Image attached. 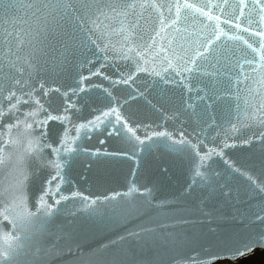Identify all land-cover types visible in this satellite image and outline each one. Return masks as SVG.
Listing matches in <instances>:
<instances>
[{"label":"snow or ice","instance_id":"obj_1","mask_svg":"<svg viewBox=\"0 0 264 264\" xmlns=\"http://www.w3.org/2000/svg\"><path fill=\"white\" fill-rule=\"evenodd\" d=\"M224 4L233 12L222 19L213 9L223 13L224 8L211 0L201 5L189 0H0V264H20L21 257L39 258L41 253L49 264H60L65 257L78 264L82 245L62 226L50 228L65 203L78 199L83 209L95 213L101 200L151 196L150 188L135 183L126 193L103 197L79 190L65 193L62 186L71 183V167L81 156L131 154L135 159L137 152L164 141L170 151L190 156L196 176L209 180L201 170L204 162L224 156V149L239 142L227 135L229 130L256 128L242 143L258 140L264 145V0ZM196 17L204 21L194 38L188 23ZM225 37L247 46L235 67L217 49ZM74 68V83L60 84ZM93 76H102L109 87L93 85ZM120 86L131 88L126 98L110 90ZM90 88L105 94L108 103L102 109L92 106ZM151 89L161 94L168 89L174 97L171 111L163 105L157 109L162 123L155 127L131 121L123 112L129 101L147 99ZM188 117L202 122L198 132L181 128L177 138L168 130L170 120ZM141 127L143 137L138 134ZM100 132L122 137L130 151L84 146L85 139ZM211 132L225 133L222 146L209 141ZM241 174L251 182L250 194L262 200L255 221L264 225V179ZM239 231L221 239L219 251L178 264H235L257 248L264 250V229L241 241ZM49 237L54 242L47 243Z\"/></svg>","mask_w":264,"mask_h":264},{"label":"water","instance_id":"obj_2","mask_svg":"<svg viewBox=\"0 0 264 264\" xmlns=\"http://www.w3.org/2000/svg\"><path fill=\"white\" fill-rule=\"evenodd\" d=\"M189 2L201 5L209 3V0ZM211 2L224 8L223 13L220 8L213 9L214 14L221 15L222 19L225 14L233 12V8L225 5L224 0ZM236 3L238 0H228V5ZM203 21V17L189 20L188 28L194 38L203 31ZM222 26L235 31L230 26ZM236 34L253 42L259 40L249 33ZM246 48L242 40L225 37L222 43L217 42L218 51L223 50L234 67L236 60L240 59L241 50ZM247 51L251 52L250 49ZM244 68L247 70L248 66ZM77 71L78 68H74L59 83L65 86L73 84ZM236 71L240 69L236 68ZM90 80L93 85L109 87V82L102 76H93ZM110 90L118 97L126 98L131 88L120 86ZM150 91L147 99L137 98L125 104L123 112L131 121L155 127V124L162 123L157 109L163 105L166 111H171L174 97L168 89L164 94L159 89ZM88 99L94 102V108L102 109L108 103L99 88H90ZM201 126L202 122L194 117L183 121L170 120L167 125L177 138L181 128L187 132L195 128L198 132ZM255 132L256 128L245 129L242 126L238 131L227 132V135L238 138L239 142L234 147L224 149V156L213 155L204 162L201 170L209 180L196 176V165L190 156L170 151L164 141L146 148L142 153L137 152L135 159L131 154L100 159L81 156L71 167V183L62 186L65 193L79 190L85 195L103 197L112 193H126L135 183L138 188H150L151 196L145 198L137 194L123 200H101L95 213L83 209L79 200L75 199L65 203L50 228L54 230L56 225L62 226L65 233L71 232L82 245L84 255L79 258L78 264H178V261H187L189 257L195 259L208 251H219V241L238 230L242 229L238 241L257 235L264 229V225L255 221L262 200L259 195L250 194L251 182L241 174L246 172L257 180L264 179L260 175L264 171V145L258 140H253L250 145L242 143L243 139L252 137ZM138 134L143 137L145 128L141 127ZM225 138L224 132H220V135L211 132L209 135V141L219 146H222ZM100 139H105L106 143L100 145ZM84 146L99 147L109 152H125L131 148L122 137H108L103 132L85 139ZM164 168L167 173L162 174ZM236 169L241 171L237 172ZM229 189L230 196L226 195ZM241 216L243 223L240 222ZM46 242H54V237L47 238ZM225 262L231 261L219 263ZM20 264H49V258L43 253L39 258L30 254L21 257ZM60 264H72V258L65 257Z\"/></svg>","mask_w":264,"mask_h":264},{"label":"rangeland","instance_id":"obj_3","mask_svg":"<svg viewBox=\"0 0 264 264\" xmlns=\"http://www.w3.org/2000/svg\"><path fill=\"white\" fill-rule=\"evenodd\" d=\"M235 264H264V251H257L254 254L235 262Z\"/></svg>","mask_w":264,"mask_h":264}]
</instances>
